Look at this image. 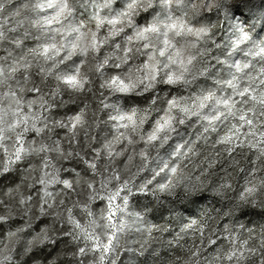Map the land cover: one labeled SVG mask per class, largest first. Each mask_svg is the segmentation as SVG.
I'll return each instance as SVG.
<instances>
[{"label":"clouds","instance_id":"clouds-1","mask_svg":"<svg viewBox=\"0 0 264 264\" xmlns=\"http://www.w3.org/2000/svg\"><path fill=\"white\" fill-rule=\"evenodd\" d=\"M0 264H264V0H0Z\"/></svg>","mask_w":264,"mask_h":264}]
</instances>
